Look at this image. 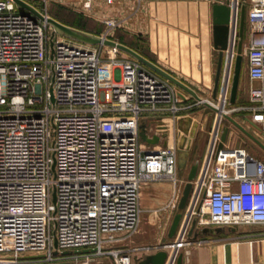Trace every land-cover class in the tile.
Returning a JSON list of instances; mask_svg holds the SVG:
<instances>
[{
  "label": "built area",
  "instance_id": "built-area-1",
  "mask_svg": "<svg viewBox=\"0 0 264 264\" xmlns=\"http://www.w3.org/2000/svg\"><path fill=\"white\" fill-rule=\"evenodd\" d=\"M242 1L248 3L247 73L259 83L249 85L248 105L226 108L241 0L230 5L226 76L215 100L189 97L116 45L51 36L44 18L0 0V263L104 264L110 258V264H131L134 254L165 249L162 264H175L192 241V219L193 232L264 224V161L243 146L217 149L230 110H249L264 132V0ZM34 7L48 15L45 6ZM103 21L107 38L120 21ZM204 101L216 110L174 237L129 244L144 182L170 181L166 205H177L185 181L177 173L182 130L175 120ZM141 122L149 135L151 125L157 133L166 129L165 144L142 140Z\"/></svg>",
  "mask_w": 264,
  "mask_h": 264
},
{
  "label": "crops",
  "instance_id": "crops-1",
  "mask_svg": "<svg viewBox=\"0 0 264 264\" xmlns=\"http://www.w3.org/2000/svg\"><path fill=\"white\" fill-rule=\"evenodd\" d=\"M215 2L227 4L229 6L232 4L233 0H145L142 10L145 19L146 32H148L146 50H138L133 46L126 45L166 70L187 85L200 97L214 98L216 97V94L219 93L221 84L226 76V53L223 50L221 69L214 94L218 59V49L214 47L212 34L213 4ZM241 4H245L246 17L248 3L241 0L240 5ZM239 10L240 6L238 14ZM246 24L245 26L247 27ZM248 36L247 27V40ZM245 47L244 44L243 50H241V67L243 66L244 70L246 69V74L242 76L243 73L240 71L237 94L238 96L247 98V102L235 104L236 106L234 107H244L248 105V87L250 84L259 83L258 80L251 79L248 76L247 57L246 54L244 55ZM124 52L128 53L126 51ZM215 53L217 54V57L214 60ZM106 68V65L102 64V84L109 82V75ZM173 83L189 97L196 98L190 90L183 88L175 82ZM241 88H243L242 92L240 91ZM206 106L208 107V110L206 111H201L202 109L196 110V107H194L181 113V115L175 120V126L180 129H188L189 131L193 123L197 122L196 130H203L208 124L207 120L209 115L213 113V109L207 104L202 108H205ZM236 110L243 111L242 119L244 124L240 123L233 116L232 117L239 122L244 129L248 130L245 125L248 126L249 124L258 126L257 123L251 119V113L249 110L244 108ZM180 117H184L185 119L178 121ZM187 117H190V119H187ZM247 118H250L253 123L248 121ZM164 121L167 125L170 122L168 118L164 119ZM230 123H232V121H230ZM230 123L227 124L228 133L224 145L241 146L232 144V135L236 134L237 126L234 123ZM148 128L152 131L151 134L161 133H157V128H154L152 125ZM237 128L245 133L239 127ZM245 134L248 135L247 133ZM261 134L264 135V132L262 131ZM252 135L258 140V142L249 135L248 136L264 151V140H261L254 134ZM177 173L179 175L181 172L177 171ZM172 189L173 185L168 180L144 182L140 187L139 201L140 206H142L141 209L150 211V217L155 216L154 214H157V211L167 210L169 206L166 204L171 197ZM223 227V230L213 233L198 231L195 237L193 236V232L190 236L192 241L184 244L180 249V252L183 254L181 264H264L263 234L262 236H254L257 234L253 233L237 234L235 232L239 231L238 226H235L234 228H232L233 226ZM229 232L231 234H228ZM195 239H200L201 242L197 243ZM158 241L160 240L158 239ZM143 255L144 254L139 253L136 254V257L133 255L134 259L131 264H137L138 260L142 258ZM110 262L111 259L107 258L105 259L104 264H110Z\"/></svg>",
  "mask_w": 264,
  "mask_h": 264
},
{
  "label": "rangeland",
  "instance_id": "rangeland-1",
  "mask_svg": "<svg viewBox=\"0 0 264 264\" xmlns=\"http://www.w3.org/2000/svg\"><path fill=\"white\" fill-rule=\"evenodd\" d=\"M30 4L41 8L46 7L48 15L52 12L60 11L65 15L74 16V19H78L82 22L87 28V32L102 35V32L105 30V17H113L117 19L119 24L111 29L106 35L107 38L115 39L120 42V40L127 42L131 46L137 48L138 50H146L148 43V32H146L145 28V19L143 14V6L145 0L136 1V0H114L112 3H107L104 0H90V5L85 3L86 0H47L45 3L43 0H26ZM89 5V6H88ZM247 23L245 17V24ZM247 25V24H246ZM53 27L50 25L49 33L51 34ZM55 36L64 37L70 39V37L65 36L60 32H55ZM238 36V33H237ZM71 40L79 41L77 39L71 38ZM82 42V41H79ZM89 45H95L87 42H83ZM237 43V40H236ZM247 47V27L244 25V33H243V47ZM245 55V50H244ZM217 54H214V60L216 59ZM245 63V62H244ZM241 72L243 75L246 74V69L241 67ZM232 76V74H231ZM245 77V76H244ZM231 83V77H230ZM243 91V88L240 89ZM219 96L216 94V97H205L211 100L217 99ZM247 98H243V96H238L236 94L235 101L233 103L229 102V97L227 99L226 108H232L236 106L235 104L247 102ZM205 106L204 103H200L196 106V110L206 111L208 107L202 108ZM242 112L240 110H230L227 114L233 116L240 123L244 124L242 119ZM208 124L204 127L203 130L197 129L194 136L191 137V144L189 153L186 158V162L184 166H180L178 164L177 159V171H180L179 177L186 181V175L189 169L190 163L193 162L195 158H198V164L201 161L204 148L206 147V143L208 141V131L213 122V113L209 115ZM230 120L225 116L222 118L221 125L229 124ZM232 124V123H230ZM258 125V124H257ZM235 127V126H234ZM245 127L254 135H256L261 140H264V135L261 134L262 129L258 125L249 124ZM238 130V131H237ZM233 145H241L245 147L249 152H251L254 156L258 157L261 160H264V151L261 147H259L254 140H252L248 135L243 133L236 127V134L232 135ZM184 184V183H183ZM142 208V206H141ZM176 210L175 207H169L167 210L157 211L155 216L150 217L148 210H142L140 213V219L135 232L129 238V244L131 245H142V244H154L157 242H168L171 239L166 236V231L168 229L169 223L171 221L172 215ZM169 213V214H168ZM239 231L235 233H253L257 234L254 236H262L264 235V224H251V225H240L238 226ZM245 229V230H244ZM228 234H231L230 232ZM158 239L160 241H158ZM136 257V254H134ZM132 257V262H133ZM0 264H43L36 262H7Z\"/></svg>",
  "mask_w": 264,
  "mask_h": 264
},
{
  "label": "water",
  "instance_id": "water-1",
  "mask_svg": "<svg viewBox=\"0 0 264 264\" xmlns=\"http://www.w3.org/2000/svg\"><path fill=\"white\" fill-rule=\"evenodd\" d=\"M20 7H23L40 18H44L52 27V33L51 36L57 31L65 36H68L70 38L77 39L82 42H87L91 44H99L104 43L108 45H116L120 49L128 52L132 56L139 59L141 62L145 63L149 67H151L156 72L164 75L171 81L177 83L178 85L182 86L183 88L190 90L193 92L196 98L200 99L201 97L197 95L192 89H190L187 85H185L183 82L175 78L173 75L168 73L166 70L162 69L158 65L154 64L147 58H145L143 55L138 53L133 48L129 47L128 45L121 43L115 39L111 38H105L101 35L93 34L90 32H87L85 30L72 27L70 25H67L54 17L47 15L44 16L42 13H40L32 4L25 0H14ZM230 18H231V6L223 3H217L215 2L213 4V19H212V34H213V43L214 47L218 49V59H217V67H216V76H215V84H214V94L216 91L217 83H218V77L221 69V63H222V57H223V50L228 47V41L230 36ZM244 25H245V4L240 5L239 10V18H238V39H237V45H236V54L234 57V63H233V70H232V76H231V83L229 88V102H234L237 94L238 89V83H239V77H240V71H241V60H242V44H243V32H244ZM52 41L50 42V44ZM205 104H207L209 107H211L213 110H216V107L210 104L207 101H204ZM224 116L232 121L237 127L242 129L245 133H247L250 137H252L254 140L258 142V140L244 127L237 122L231 115L225 113ZM185 119L184 117H180L178 121H182ZM187 119H190V117H187ZM248 121L252 122L250 118H247ZM179 123V122H178ZM253 123V122H252ZM197 122H194L191 129L188 131V129L181 128L182 133L180 134L177 146V159L178 164L180 166H184L186 162L187 155L189 153L190 144H191V137L194 136L196 132ZM187 133H189L190 137L187 138ZM228 133V125L224 124L221 127L220 137L219 141L217 143V149L222 147L224 145V141L226 139V135ZM140 136L141 139L154 144L161 142L162 144H165L166 142V136H167V130H163L160 134H151L149 135L146 130V125L144 122L140 123ZM198 168V158H195L192 163L189 165V169L186 175V181L184 182L181 190V194L179 196V199L177 201L176 210L173 213V216L171 218L170 224L168 226L167 230V237L172 239L175 235L178 223L180 221L182 211L187 203V199L190 193L192 180L194 179L196 172ZM195 224V219H192L190 228L188 230L187 235L191 236L193 232ZM234 228V227H232ZM223 226H204L201 228L200 232H219L223 230ZM197 232L193 233V236L195 237L197 235ZM169 242V241H168ZM35 255H25V257H34ZM166 256V250L165 249H159L155 252L146 253L143 255L142 258H140L137 262V264H162L164 261V258ZM183 259L182 252H179L175 264H181Z\"/></svg>",
  "mask_w": 264,
  "mask_h": 264
},
{
  "label": "trees",
  "instance_id": "trees-1",
  "mask_svg": "<svg viewBox=\"0 0 264 264\" xmlns=\"http://www.w3.org/2000/svg\"><path fill=\"white\" fill-rule=\"evenodd\" d=\"M50 16L54 17L55 19L65 23L67 25L72 26V27L88 31L87 28H85V26H84V24L82 22H80L78 19H74V16H69V15L67 16L64 13L60 12V11L52 12L50 14ZM120 42L128 44L127 42H124L122 40H120ZM128 45H130V44H128Z\"/></svg>",
  "mask_w": 264,
  "mask_h": 264
},
{
  "label": "bare ground",
  "instance_id": "bare-ground-1",
  "mask_svg": "<svg viewBox=\"0 0 264 264\" xmlns=\"http://www.w3.org/2000/svg\"><path fill=\"white\" fill-rule=\"evenodd\" d=\"M85 3H87V4L90 5V0H86ZM89 5H88V6H89Z\"/></svg>",
  "mask_w": 264,
  "mask_h": 264
}]
</instances>
